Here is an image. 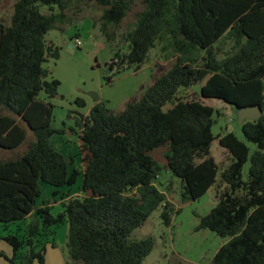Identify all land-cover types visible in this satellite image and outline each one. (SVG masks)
<instances>
[{
    "label": "trees",
    "instance_id": "1",
    "mask_svg": "<svg viewBox=\"0 0 264 264\" xmlns=\"http://www.w3.org/2000/svg\"><path fill=\"white\" fill-rule=\"evenodd\" d=\"M86 1L15 0L10 24L0 19V147L19 148L29 130L35 137L17 157H0V222L33 215L25 239L6 237L15 258L27 246L21 264H44L42 241L66 219L68 264H143L154 239H133V231L161 206L167 224L180 211L158 186L159 163L150 153L167 144V166L183 183L182 202L199 199L218 185L217 204L197 225L230 237L212 264H264V0H94L102 9L104 32L119 27L135 5L142 6L127 32L128 50L115 52L108 63L112 71L140 69L156 46L175 60L122 112L113 113L101 100L80 114L82 190L91 194L69 195L58 215L49 203L37 205L40 182L73 185L80 173L72 169L73 159L51 143L62 131L53 126L52 102L61 82L45 63L60 56L48 33L69 19L73 6ZM201 81L198 98L183 95ZM203 98L221 99L235 110L262 105L258 120L240 124L257 145L253 153L234 131L214 134L220 112ZM76 102L86 104L82 98ZM217 139L231 160L220 180L212 154Z\"/></svg>",
    "mask_w": 264,
    "mask_h": 264
},
{
    "label": "rangeland",
    "instance_id": "2",
    "mask_svg": "<svg viewBox=\"0 0 264 264\" xmlns=\"http://www.w3.org/2000/svg\"><path fill=\"white\" fill-rule=\"evenodd\" d=\"M15 0H3L0 6V19L10 24ZM141 4L135 5L117 28L109 26L104 32L101 29L100 16L102 9L94 0L81 2L78 7L68 11L69 19L48 33V40L54 39L60 50L58 59L50 58L45 66L51 74L60 80L59 95L55 97L53 126L61 132L51 137V143L62 153L73 159L72 169L80 171L77 181L73 185L56 187L46 182H40L41 193L37 198V205L49 203L51 213L58 215L64 211L63 201L69 195H90L91 191H83V156L80 139V116H75V111L85 113L88 106H81L77 98L87 101L94 99L92 93H97L104 100L113 113H120L130 100L141 97L148 86L164 73L175 60L167 59L160 46L151 49L148 59L140 69L135 66L126 68L121 73L116 70L109 71L108 63L115 56V52H126L129 48L127 32L136 20V12L141 9ZM46 9V7H44ZM82 40L80 46L76 45V38ZM224 49L230 48L224 44ZM108 73V74H107ZM108 75L112 81L108 83ZM201 81L187 90L183 95L189 99L200 96ZM45 94L42 92L41 97ZM203 100L216 109L213 132L215 135L224 131H234L240 139L245 141L253 153L257 145L249 141L238 122L237 110L218 98H203ZM3 110L0 108V113ZM35 137L29 130L28 138L19 148L11 150L0 147V157H17L22 154L31 140ZM168 146L163 145L150 153L159 163V177L157 184L161 190L167 192L168 198L180 209L173 213L172 221L167 224L161 216L162 208H158L148 218L146 223L136 228L131 238L142 239L153 237L154 248L145 258L143 264H212L213 258L219 248L229 241L230 237H223L215 231L204 228L197 229L201 216L206 215L217 204L218 185H213L202 197L196 200L182 202L183 183L167 166L165 156ZM212 154L218 162L220 169L218 180L221 178L222 169L229 164L230 153L215 140L212 144ZM250 161L244 166V178L248 176ZM31 218L10 223L0 222V264H21V257L27 253L29 247L24 246L15 258L14 247L6 239L10 234L18 235L25 239L27 226ZM53 235L45 237L42 245L46 246L44 264H68L71 261L67 246L69 224L65 219L58 226L52 227ZM55 243V246L52 245ZM40 247V246H38ZM37 247V249H39ZM47 249L49 253H47ZM35 264H39L36 262Z\"/></svg>",
    "mask_w": 264,
    "mask_h": 264
},
{
    "label": "water",
    "instance_id": "3",
    "mask_svg": "<svg viewBox=\"0 0 264 264\" xmlns=\"http://www.w3.org/2000/svg\"><path fill=\"white\" fill-rule=\"evenodd\" d=\"M112 69L110 68L109 71ZM108 74V73H107ZM107 80L109 77L107 76ZM92 96L99 100L100 97L97 93H92ZM238 122L242 124L246 120H258L263 115V108L261 104H250L237 108Z\"/></svg>",
    "mask_w": 264,
    "mask_h": 264
},
{
    "label": "crops",
    "instance_id": "4",
    "mask_svg": "<svg viewBox=\"0 0 264 264\" xmlns=\"http://www.w3.org/2000/svg\"><path fill=\"white\" fill-rule=\"evenodd\" d=\"M44 11H46V9H44ZM49 43L50 44H52V45H54V46H56L57 47V43H56V41L54 40V39H50L49 40ZM50 59V58H49ZM105 79H107L106 77H105ZM84 99V98H83ZM102 99L100 98L99 100H96L95 98L94 99H92L91 100V102L90 101H87L86 99H84V101H85V106H88V111L87 112H85V113H83V114H88L89 113V110L93 107V105H95V103L96 102H98V101H101ZM82 113V112H81ZM80 112H78V111H75V116H80V114H81ZM80 133H81V128H80ZM83 170H84V164H83ZM80 194V193H79ZM30 218H33V215L32 216H30ZM47 253H49V250L47 249Z\"/></svg>",
    "mask_w": 264,
    "mask_h": 264
},
{
    "label": "built area",
    "instance_id": "5",
    "mask_svg": "<svg viewBox=\"0 0 264 264\" xmlns=\"http://www.w3.org/2000/svg\"><path fill=\"white\" fill-rule=\"evenodd\" d=\"M81 44H82V40L79 37H77L76 38V45L80 46ZM115 60L117 61V59H115Z\"/></svg>",
    "mask_w": 264,
    "mask_h": 264
}]
</instances>
